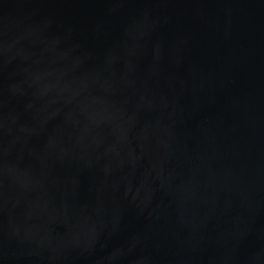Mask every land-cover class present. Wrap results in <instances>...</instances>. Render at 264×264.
I'll return each mask as SVG.
<instances>
[{
	"label": "water",
	"instance_id": "95a60500",
	"mask_svg": "<svg viewBox=\"0 0 264 264\" xmlns=\"http://www.w3.org/2000/svg\"><path fill=\"white\" fill-rule=\"evenodd\" d=\"M0 264H264V0H0Z\"/></svg>",
	"mask_w": 264,
	"mask_h": 264
}]
</instances>
